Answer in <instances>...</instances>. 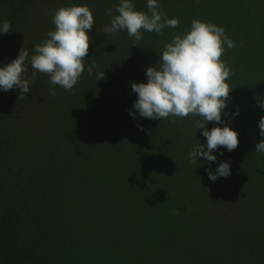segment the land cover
Here are the masks:
<instances>
[{
  "label": "rangeland",
  "instance_id": "1",
  "mask_svg": "<svg viewBox=\"0 0 264 264\" xmlns=\"http://www.w3.org/2000/svg\"><path fill=\"white\" fill-rule=\"evenodd\" d=\"M136 1L143 4L142 11L151 15L147 0ZM119 3L120 0L42 2L30 43L24 46L29 61L35 54V45L47 40L48 33L55 30L53 17L61 7L89 6L96 25L90 30L85 72L70 92L52 85L48 74L36 72V96L45 100L46 106L43 114L37 112L32 98L33 117H28L24 129L18 128L19 136L25 130L29 140L39 137L45 143L48 130L45 139L55 144L54 150L72 147L78 154H95L92 158L101 163L98 171L80 167L76 173L78 179L87 185L89 180L94 187L88 195L78 190L73 200L75 208L81 210L77 219L84 264H140L148 254L159 264H197L185 254L197 255L202 248L205 254L211 253L205 250L209 241L204 240L206 231L215 228L212 206L205 204L211 202L210 193L214 199L217 194L215 206L225 197L220 190L224 186L234 199L242 198L243 191L237 188L240 172L247 177L249 193L264 186V153L255 151L257 142L264 139L258 127L264 116L259 106L264 101V0H159V10L167 18L178 17L180 23L176 28L166 27L160 34L144 32L140 46L134 45V38L126 30L117 35L103 31L111 22L107 9L113 8L115 15L114 5ZM194 19L223 26L235 43L221 59L231 69L229 83L233 87L225 120L238 130L240 143L231 152L226 148L214 150L218 159L211 164L203 157L195 164L189 159L198 143L206 144L203 129L197 128L202 117L151 120L130 115L137 99L131 90L132 82H147L139 62L147 59L156 66L166 44L189 31ZM92 63L98 68L89 74L87 66ZM34 71L29 62L25 76L31 79ZM97 72L105 74L99 84L94 82L99 79ZM52 88L55 96L49 92ZM237 109L240 114L234 116ZM214 126L216 122H209V129ZM90 128L109 131L111 136L96 140L95 146L82 147L79 140ZM88 156L79 155L81 159ZM223 161L231 163V175L210 180L208 170L215 171ZM211 184L213 188L209 190ZM177 200L190 206L179 221L171 215ZM95 246L98 253H94ZM222 248L213 254L219 256ZM199 255L204 256L202 251Z\"/></svg>",
  "mask_w": 264,
  "mask_h": 264
},
{
  "label": "trees",
  "instance_id": "2",
  "mask_svg": "<svg viewBox=\"0 0 264 264\" xmlns=\"http://www.w3.org/2000/svg\"><path fill=\"white\" fill-rule=\"evenodd\" d=\"M43 1L0 0V22L12 24V32L0 34V65L14 60L30 43ZM134 3L143 10L141 2ZM149 66L147 59L139 62L143 74ZM35 88L32 85L30 93L21 95L15 87L0 91V264H84L77 219L81 210L75 208L73 200L78 190L88 195L94 187L89 180L87 185L78 179L76 173L80 167L98 171L102 165L92 158L95 154H78L72 147L54 150L55 144L45 139L48 130L45 143L39 137L29 140L25 130L19 136L18 128L24 129L28 117H33L32 98L37 112L43 114L46 106V101L36 96ZM108 133L90 128L79 141L82 147L95 146L96 140L111 136ZM84 154L89 156L81 159L79 155ZM212 188L213 184L209 190ZM237 188L243 191L240 199H234L224 186L220 190L225 197L219 206H215L217 194L214 199L210 193L211 202H205L212 206L215 228L207 230L204 239L209 241L205 250L211 253L205 254L202 248L197 255L185 254L197 264H264V186L249 193L247 177L240 172ZM171 209L173 220L179 221L190 206L177 200ZM219 247H223L221 254L215 256L213 252ZM98 251L96 247L94 253ZM201 251L204 256L199 255ZM142 258L140 264H159L149 254Z\"/></svg>",
  "mask_w": 264,
  "mask_h": 264
},
{
  "label": "clouds",
  "instance_id": "3",
  "mask_svg": "<svg viewBox=\"0 0 264 264\" xmlns=\"http://www.w3.org/2000/svg\"><path fill=\"white\" fill-rule=\"evenodd\" d=\"M151 15L138 10L134 0H120L113 8L107 9L111 16L110 25L103 29L105 34L117 35L127 31L134 38V45L140 46L144 32L160 34L167 28L178 27V17L167 18L159 10V0H147ZM56 26L48 33V39L35 45V54L29 61V52L21 49L18 57L0 65V91L7 92L14 87L21 94H28L31 85L36 82V72L50 76L52 85H59L71 91L85 72V59L88 58L91 37L90 30L96 25L93 11L87 5H71L58 9L53 17ZM99 30V29H98ZM12 32L11 21L0 22V34ZM235 47V43L226 35L223 26L194 19L189 31L176 35L166 44L156 66L146 70L147 82L131 84V90L137 94L130 115L151 120H164L169 117L199 116L197 128L203 129L206 144L198 143L189 153L190 162L195 164L204 158L209 164L217 161L216 151L226 148L231 152L239 143V132L225 120L229 105V83L231 69L221 59L226 49ZM30 62L35 70L31 79L25 77ZM98 68L95 63L87 66L92 74ZM99 80L104 73L97 72ZM55 96V89H49ZM259 106L264 109V101ZM240 114L239 109L233 113ZM209 122L216 126L209 129ZM260 136L264 138V116L259 120ZM142 128V126H141ZM255 151L264 153V139L257 142ZM220 155H223L221 152ZM231 175V163L223 161L215 171L208 170L209 179L216 181L220 177Z\"/></svg>",
  "mask_w": 264,
  "mask_h": 264
}]
</instances>
